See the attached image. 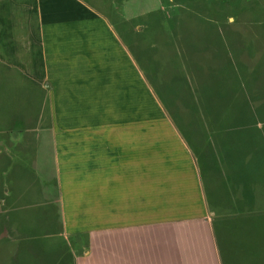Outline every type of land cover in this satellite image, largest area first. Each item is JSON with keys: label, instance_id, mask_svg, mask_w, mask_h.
I'll return each instance as SVG.
<instances>
[{"label": "crops", "instance_id": "1", "mask_svg": "<svg viewBox=\"0 0 264 264\" xmlns=\"http://www.w3.org/2000/svg\"><path fill=\"white\" fill-rule=\"evenodd\" d=\"M97 2L0 0V264H264V48L176 31L193 145L144 82L138 120L132 61L133 83L95 57Z\"/></svg>", "mask_w": 264, "mask_h": 264}, {"label": "rangeland", "instance_id": "2", "mask_svg": "<svg viewBox=\"0 0 264 264\" xmlns=\"http://www.w3.org/2000/svg\"><path fill=\"white\" fill-rule=\"evenodd\" d=\"M94 6L97 8L101 20L97 23L94 21L90 25L95 23L94 25L104 26L106 29L103 30V34L97 42L99 50L93 52L96 53L95 57L97 56L101 60L115 58V61H119L120 71L115 75L119 78H130L131 83H133L134 71L130 61L135 65L138 96L141 95L139 98L137 97L138 120L146 117L150 124L149 120H152L153 113L154 116L159 115L155 107H153L154 111L148 107L149 93L144 95L143 92H140L142 89L139 85L144 82L149 89L153 90L164 110L175 121V125H183V131L193 145L192 132L186 127V125H194L193 120L196 119H192L193 112L190 110L189 115L186 116L187 114L182 113L180 109L181 114L178 110L175 111L178 102L173 105L170 101V95L173 93L172 86L169 82L161 85L155 80L156 72L163 75L161 76L163 80L168 79L169 74L173 73L175 77L183 78V63L176 52V48H178L176 31L178 32V29L183 31V28H187L192 30L191 34L195 35L194 31H198V27L230 25L232 29L239 30V34L234 35L242 39L245 45H250L254 49L264 48V0H195L183 2L184 10H180L177 5V11L169 9L164 0H98ZM181 13L184 15V19L177 21V17L181 16ZM227 16L234 19L233 24L232 22L227 23ZM90 56L94 57L91 51ZM139 77L142 78V81ZM122 83L119 84L122 85ZM181 100L184 103L185 99ZM186 103H189L188 99H186ZM183 106L184 104H182ZM139 107H142V110ZM196 125L201 124L198 121ZM200 162V168L204 172H202V178L207 196L215 202L211 182L208 175L205 174L207 165ZM49 185L53 190L52 183ZM238 261L246 263L247 259L242 257Z\"/></svg>", "mask_w": 264, "mask_h": 264}, {"label": "trees", "instance_id": "3", "mask_svg": "<svg viewBox=\"0 0 264 264\" xmlns=\"http://www.w3.org/2000/svg\"><path fill=\"white\" fill-rule=\"evenodd\" d=\"M171 1L189 2V1H194V0H171ZM169 83H170V86H172V88H173V93L170 95V101H172L173 105H175V100L185 99L184 103H183L185 108L191 109V110H192V108L193 109L196 108V110H197V106L195 104V99H194L193 95L191 94V88L189 86L188 81L185 78L180 79L179 77H175ZM161 85H163V84H161ZM186 99H188L189 103H186ZM196 113H198V112H196Z\"/></svg>", "mask_w": 264, "mask_h": 264}]
</instances>
